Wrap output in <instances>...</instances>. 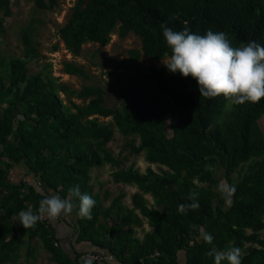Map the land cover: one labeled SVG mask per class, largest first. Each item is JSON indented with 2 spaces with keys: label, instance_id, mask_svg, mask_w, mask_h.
<instances>
[{
  "label": "trees",
  "instance_id": "16d2710c",
  "mask_svg": "<svg viewBox=\"0 0 264 264\" xmlns=\"http://www.w3.org/2000/svg\"><path fill=\"white\" fill-rule=\"evenodd\" d=\"M33 2L39 10L59 4ZM12 13V1L0 0V39ZM163 24L174 31L187 27L199 35L209 29L224 32L233 47L250 41L264 46V0H76L61 37L78 55L86 44L106 47L118 29L121 39L133 34L140 41L139 53L157 60L171 54ZM33 34L27 30L22 35V57L0 63V264H32L31 246L22 260L25 239L40 242L55 264H84L88 253L100 258L92 264H181L182 251L187 264H215L206 253L233 246L242 249V264H264V130L259 122L264 98L228 106L222 95L202 97L195 79L171 73L163 65L147 73L156 80L154 85L140 86L132 99L110 107L100 87L75 91L43 72L30 74L28 64L39 54ZM129 63L122 60L120 65ZM66 68L86 74L73 62ZM61 90L92 98L85 106L73 102V113L60 97ZM94 114L111 116L113 123L89 119ZM114 127L131 138L130 154L145 153L150 163L166 169L139 173L132 166L123 167L121 156L114 157L108 148ZM18 163L39 178L42 192L24 182L11 183L9 169ZM104 164L114 168V183L137 188L132 209L122 203L124 193L107 207L100 194L93 193L90 169ZM215 169H222L223 179L236 188L230 206L218 191L221 179ZM76 185L96 204L91 220L76 217L74 235L66 238H73L70 247L59 238L56 221L25 229L17 220L22 210L38 213L40 200L52 194L69 197L78 212L79 200L69 194ZM190 192L199 193L200 207L181 214L178 206L193 202ZM147 194L153 196L154 208ZM143 219L151 230L143 238L135 237L133 227L143 228ZM201 230L214 237L211 245Z\"/></svg>",
  "mask_w": 264,
  "mask_h": 264
},
{
  "label": "rangeland",
  "instance_id": "374dc122",
  "mask_svg": "<svg viewBox=\"0 0 264 264\" xmlns=\"http://www.w3.org/2000/svg\"><path fill=\"white\" fill-rule=\"evenodd\" d=\"M11 1L12 17L7 20L6 33L0 39V63L3 60L7 63L10 58L23 56L22 35L25 31L32 30L34 31L33 40L40 51V56L29 63L30 74L44 70L45 73L56 77L59 82L66 83L75 89L83 88L85 85L99 86L106 92V104L111 106H119L121 102L132 99L135 93L133 91L140 86H152L156 83L155 79L147 77V73L151 71L152 67L163 66L162 59L153 60L144 54H139L140 41L133 34L121 39L118 29H116L111 35L109 44L104 48L99 45L87 44L83 46L78 56L68 50L61 37V30L67 25L76 0H59L58 6L53 10H39L35 7L33 0ZM121 60L130 63L127 67H123L119 65ZM68 61L83 66L88 76L69 75L64 68L65 62ZM2 68L6 69V66L3 64ZM60 95L68 105V95L64 92H61ZM73 100L83 103L82 99L77 97H73ZM98 120L101 124L111 122L110 118H98ZM259 122L264 130V115ZM130 140L131 138L116 132L113 140L108 144L114 157L121 156L118 158L123 161V167L132 166L139 173H146L150 168L156 172L166 169L164 166L150 163L145 153L130 154L128 147ZM134 144H138L137 139ZM113 170L114 168L110 164L93 168L89 185L92 187L93 193L100 194L106 207L113 197L124 193L122 203L132 209V195L138 190L133 185L114 183L111 177ZM214 174L225 181L222 169H215ZM105 197L107 198L104 201ZM145 199L149 207L154 208L153 196L147 194ZM135 215H139V213L135 212ZM76 216L75 213L73 219ZM143 220L145 221L143 228L133 227L136 232L135 237L143 238L147 233L148 221ZM22 243V260L27 247L31 246L35 249V254L31 259L32 264H55L51 261L50 254L42 248L37 240L29 243L25 239ZM109 260L112 261L110 258Z\"/></svg>",
  "mask_w": 264,
  "mask_h": 264
},
{
  "label": "clouds",
  "instance_id": "9594fccd",
  "mask_svg": "<svg viewBox=\"0 0 264 264\" xmlns=\"http://www.w3.org/2000/svg\"><path fill=\"white\" fill-rule=\"evenodd\" d=\"M163 36L171 54L165 53L162 63L171 73H180L183 77L191 76L197 81L202 97L215 98L223 96L228 106L241 105L245 102L258 103L264 98V46L256 41L233 47L227 34L208 30L205 35L192 33L187 27L174 31L166 24L161 25ZM218 191L227 206L231 205L236 192L233 185L221 180ZM70 196L79 200L77 215L81 219L91 220L96 201L87 193H82L78 185L69 189ZM199 193L190 192V204H180L178 211L185 214L189 209L197 210L200 205ZM77 205L71 199L58 194L45 195L39 202L38 213L31 208L20 211L18 219L25 229L35 228L43 219L55 220L69 216ZM203 240L211 245L214 237L201 230ZM206 255L214 257L215 264L227 260L228 264H242L244 253L240 247H229L217 251L213 247ZM84 264H92L85 259Z\"/></svg>",
  "mask_w": 264,
  "mask_h": 264
},
{
  "label": "crops",
  "instance_id": "0c3cea01",
  "mask_svg": "<svg viewBox=\"0 0 264 264\" xmlns=\"http://www.w3.org/2000/svg\"><path fill=\"white\" fill-rule=\"evenodd\" d=\"M120 38V37H119ZM65 43V42H64ZM66 44V43H65ZM87 45V44H86ZM95 45V44H94ZM67 46V45H66ZM85 46V45H84ZM38 48V47H37ZM83 48V47H82ZM69 50V49H68ZM82 50V49H81ZM39 51V50H38ZM71 53H73L72 51H70ZM140 52V51H139ZM74 54V53H73ZM80 54V53H79ZM78 54V55H79ZM139 54H141V53H139ZM75 55V54H74ZM78 55H75V56H78ZM39 56H40V51H39V54H38V57L36 58V59H38L39 58ZM149 58V57H148ZM35 60V59H34ZM33 61V60H32ZM122 61V60H121ZM120 61V62H121ZM68 62H71V61H68ZM68 62H65V71L69 74V75H79V74H75V73H70V72H68V70H67V68H66V63H68ZM30 63V62H29ZM74 63V62H73ZM76 64V63H75ZM29 65V64H28ZM78 65V64H77ZM119 65H120V63H119ZM120 66H123V65H120ZM29 67V66H28ZM123 67H125V66H123ZM127 67V66H126ZM39 72H43V74L45 75V76H52L51 74H48V73H45V71L44 70H41V71H39ZM86 74H84V75H79V76H84V77H87L88 75H87V72H85ZM52 77H54V76H52ZM54 78H56V77H54ZM57 79V78H56ZM57 83L58 84H66V83H63V82H59L58 81V79H57ZM68 85V84H67ZM85 86H94V87H99V86H95V85H85ZM68 88L69 89H73V90H75V91H79V90H81L82 88H80V89H75V88H71L70 86H68ZM101 88V87H100ZM102 89V88H101ZM104 91V90H103ZM61 92H64V93H66V95H68V100H69V104H68V107L70 108V110H71V112H73V113H76V108L73 106V102L74 103H76V104H79V105H81V106H85V105H87L88 103H89V101H90V99L92 98V97H80V96H78L77 94H70L69 92H66V91H64V90H61L60 91V93ZM123 93V92H122ZM106 95V92L104 91V96ZM60 97H61V95H60ZM73 97H77V98H80V99H82V101H83V103L81 104V103H78V102H76V101H74L73 100ZM62 98V97H61ZM63 99V98H62ZM64 101V103L67 105V103H66V100L64 99L63 100ZM122 103V102H121ZM121 103H120V105H121ZM104 104L105 105H107L106 104V96H105V99H104ZM119 105V106H120ZM107 106H110V107H118V106H114V105H107ZM0 112H1V110H0ZM0 117H1V113H0ZM98 118H105V119H107V118H110V120H111V122H108L107 124H110V123H113V119H112V117L111 116H109V117H104V116H100V115H98V114H94V115H92V116H90L89 117V119H98ZM114 129V131H115V133L116 132H118L119 134H120V132L118 131V129L116 128V127H114L113 128ZM114 133V134H115ZM105 165V164H104ZM103 166V165H102ZM95 167H97V166H95ZM95 167H93V168H95ZM99 167V166H98ZM93 168H91L90 169V172H89V176H90V174H91V172H92V170H93ZM9 180L11 181V183H13V184H19V183H21V182H24V183H27L28 185H30V186H33L37 191H40V192H42L44 189H43V187H42V185H41V182L39 181V178L38 177H36V176H34L33 174H30L29 173V169H28V167L24 164V163H18V164H13L12 166H11V168L9 169ZM67 199H70L69 197L67 198ZM154 199V198H153ZM77 214V208H75L74 210H73V212L69 215V216H64V219H62V221L61 222H58V221H56V222H54V224H55V228H56V231H57V233H58V236H59V238H61V239H64V240H66V238H70L71 236H72V234L74 233L73 231H74V223L76 222V218L75 219H73V215L74 214ZM73 214V215H72ZM78 216V215H77ZM76 216V217H77ZM147 230H146V232H149L150 230H151V228L147 225ZM74 235V234H73ZM73 237V236H72ZM73 242V238H71L69 241L68 240H66V243H67V247H70V246H68L69 244H70V242ZM77 246V245H76ZM180 263L181 264H187V253L185 252V251H182V252H180Z\"/></svg>",
  "mask_w": 264,
  "mask_h": 264
},
{
  "label": "built area",
  "instance_id": "2783aa9c",
  "mask_svg": "<svg viewBox=\"0 0 264 264\" xmlns=\"http://www.w3.org/2000/svg\"><path fill=\"white\" fill-rule=\"evenodd\" d=\"M60 219H61V217L58 218V219H55V220H49L48 218L45 217V219H43L41 222L59 221ZM83 258H84V260H85V259H90L91 262L96 261V260H100V258H99L97 255H94V254H92V253H88V254H86ZM110 259H111V258H110Z\"/></svg>",
  "mask_w": 264,
  "mask_h": 264
}]
</instances>
